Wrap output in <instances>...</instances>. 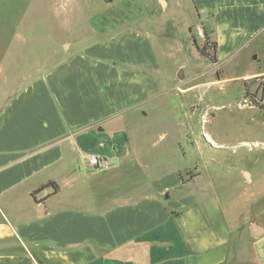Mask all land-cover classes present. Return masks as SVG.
Returning <instances> with one entry per match:
<instances>
[{
	"label": "crops",
	"instance_id": "1",
	"mask_svg": "<svg viewBox=\"0 0 264 264\" xmlns=\"http://www.w3.org/2000/svg\"><path fill=\"white\" fill-rule=\"evenodd\" d=\"M191 2L216 41L214 65L246 63L241 80L264 81V0ZM124 21L101 25L120 28L88 41L0 110V264L236 262L243 223L214 179L201 171L184 179L179 168L131 178L149 166L125 123L158 89L159 64L152 45ZM258 96L264 103V88ZM89 154L110 166H88ZM247 171L244 183L253 181ZM200 179L206 183L198 188ZM48 181L57 191L47 186L32 195ZM245 194L246 201L257 196ZM247 224L241 232L250 249L239 264H264V224Z\"/></svg>",
	"mask_w": 264,
	"mask_h": 264
},
{
	"label": "rangeland",
	"instance_id": "2",
	"mask_svg": "<svg viewBox=\"0 0 264 264\" xmlns=\"http://www.w3.org/2000/svg\"><path fill=\"white\" fill-rule=\"evenodd\" d=\"M119 18L125 19L122 27L133 26L146 38L159 64L158 89L125 123L149 166L131 178L179 168L184 179L199 171L214 179L243 223L233 262L239 264L251 242L241 229L250 220L264 224V103L258 96L264 81L241 80L246 63L218 67L199 55L196 46L205 34L213 39L201 28L191 0H0V110L24 85L88 41L113 35L120 27L97 28ZM247 169L250 183H244ZM197 182L198 188L206 183ZM252 191L257 196L246 201L245 193Z\"/></svg>",
	"mask_w": 264,
	"mask_h": 264
},
{
	"label": "trees",
	"instance_id": "3",
	"mask_svg": "<svg viewBox=\"0 0 264 264\" xmlns=\"http://www.w3.org/2000/svg\"><path fill=\"white\" fill-rule=\"evenodd\" d=\"M197 52L199 55L205 57L211 64H216L218 62V57L216 53L217 44L216 41L209 40V37L205 34L204 39L202 41V44L200 46H196ZM246 97V92L244 94ZM253 104V102H252ZM52 186V191L55 192L58 189V185L54 181H48L42 185H40L38 188L34 189L32 191V195L35 194V192L47 187Z\"/></svg>",
	"mask_w": 264,
	"mask_h": 264
},
{
	"label": "built area",
	"instance_id": "4",
	"mask_svg": "<svg viewBox=\"0 0 264 264\" xmlns=\"http://www.w3.org/2000/svg\"><path fill=\"white\" fill-rule=\"evenodd\" d=\"M86 163L92 168H108L110 161L105 156L89 154L86 156Z\"/></svg>",
	"mask_w": 264,
	"mask_h": 264
},
{
	"label": "water",
	"instance_id": "5",
	"mask_svg": "<svg viewBox=\"0 0 264 264\" xmlns=\"http://www.w3.org/2000/svg\"><path fill=\"white\" fill-rule=\"evenodd\" d=\"M67 44H64V48H66ZM181 70L178 71V75H180ZM40 204V203H39ZM250 231L254 236H258L262 233V227L258 224L252 223L250 224Z\"/></svg>",
	"mask_w": 264,
	"mask_h": 264
}]
</instances>
